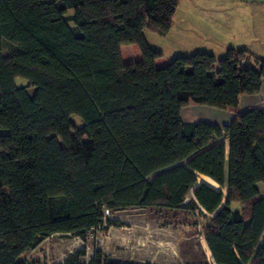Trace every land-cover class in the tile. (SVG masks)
<instances>
[{
	"label": "trees",
	"instance_id": "16d2710c",
	"mask_svg": "<svg viewBox=\"0 0 264 264\" xmlns=\"http://www.w3.org/2000/svg\"><path fill=\"white\" fill-rule=\"evenodd\" d=\"M178 4L0 0V264H27L21 255L40 239L85 238L106 209L133 207L214 215L203 230L214 264H264V110L237 111L241 95L259 92L264 60L229 48L157 67L144 30L166 35ZM130 44L140 59L125 62ZM193 103L235 115L184 122ZM199 175L226 196L192 189ZM84 256L81 247L62 264H119Z\"/></svg>",
	"mask_w": 264,
	"mask_h": 264
},
{
	"label": "rangeland",
	"instance_id": "374dc122",
	"mask_svg": "<svg viewBox=\"0 0 264 264\" xmlns=\"http://www.w3.org/2000/svg\"><path fill=\"white\" fill-rule=\"evenodd\" d=\"M179 2L170 33L161 36L150 29L144 30L148 45L161 52L155 61L157 67L167 65L177 56L195 52L211 51L221 59L229 47L264 54V0ZM122 54L125 62L140 59L135 44L124 45ZM15 83L34 93V87L25 79L17 77ZM71 119L80 125L77 116ZM258 187L264 196V181L259 182ZM214 190L221 191L224 197L227 194L226 188L220 186ZM190 198L191 194L185 202ZM231 209H240V205L233 202ZM202 213L155 207L108 211L102 223L85 238L53 234L40 239L21 259L27 264H62L69 254L83 247L85 262L95 251H101L108 260L119 264H214L209 249L203 246V230L213 215Z\"/></svg>",
	"mask_w": 264,
	"mask_h": 264
},
{
	"label": "crops",
	"instance_id": "0c3cea01",
	"mask_svg": "<svg viewBox=\"0 0 264 264\" xmlns=\"http://www.w3.org/2000/svg\"><path fill=\"white\" fill-rule=\"evenodd\" d=\"M180 3V2H179ZM179 5V4H178ZM178 10V7H177ZM176 10V12H177ZM175 12V14H176ZM175 16V15H174ZM174 22V17L173 21L171 24V27ZM170 27V29H171ZM169 29V31H170ZM184 30H187L184 26ZM167 32L170 33V32ZM222 47H226V45H220ZM219 46V47H220ZM232 48V47H229ZM227 48V50L229 49ZM235 49V48H234ZM248 51L250 54H252L255 57H258L262 60H264V54L262 55H257L252 51H249L248 49H245ZM207 52V51H203ZM227 52V51H226ZM208 53L213 54L211 51H208ZM123 55V54H122ZM214 55V54H213ZM126 62H132V61H126ZM204 106V107H201ZM251 108H258L264 110V80H262L261 87L258 93L253 94V95H241L239 98V104L237 111L238 112H243ZM181 118L184 122L187 123H214L218 125H226L230 123V121L234 117V113L230 110H221L205 105H199V104H189L186 105L181 109Z\"/></svg>",
	"mask_w": 264,
	"mask_h": 264
},
{
	"label": "bare ground",
	"instance_id": "6f19581e",
	"mask_svg": "<svg viewBox=\"0 0 264 264\" xmlns=\"http://www.w3.org/2000/svg\"><path fill=\"white\" fill-rule=\"evenodd\" d=\"M201 183H204L213 189H215L216 187H219V185L216 182H214L211 178H209L205 175H199L198 176L196 184L194 187L200 185ZM203 246H204V248H206L208 250V247H207V244L205 241L203 243Z\"/></svg>",
	"mask_w": 264,
	"mask_h": 264
},
{
	"label": "water",
	"instance_id": "95a60500",
	"mask_svg": "<svg viewBox=\"0 0 264 264\" xmlns=\"http://www.w3.org/2000/svg\"><path fill=\"white\" fill-rule=\"evenodd\" d=\"M201 184H204V183H201ZM194 188H195V187H193L192 189H194ZM224 202H225V199L223 200L221 206L224 204ZM221 206H220V207H221ZM220 207H219V208H220ZM218 210H219V209H218ZM218 210H217V211H218ZM213 216H214V215H213Z\"/></svg>",
	"mask_w": 264,
	"mask_h": 264
},
{
	"label": "built area",
	"instance_id": "2783aa9c",
	"mask_svg": "<svg viewBox=\"0 0 264 264\" xmlns=\"http://www.w3.org/2000/svg\"><path fill=\"white\" fill-rule=\"evenodd\" d=\"M107 214H108V210L106 209V210L104 211V216L107 215Z\"/></svg>",
	"mask_w": 264,
	"mask_h": 264
}]
</instances>
